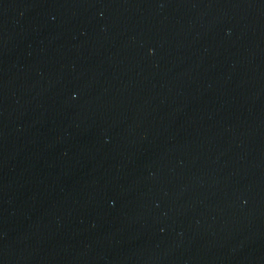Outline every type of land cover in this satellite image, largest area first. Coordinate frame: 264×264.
<instances>
[{
	"label": "water",
	"instance_id": "obj_1",
	"mask_svg": "<svg viewBox=\"0 0 264 264\" xmlns=\"http://www.w3.org/2000/svg\"><path fill=\"white\" fill-rule=\"evenodd\" d=\"M0 264H264V0H0Z\"/></svg>",
	"mask_w": 264,
	"mask_h": 264
}]
</instances>
